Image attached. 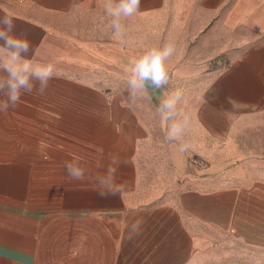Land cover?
<instances>
[{"label":"crops","instance_id":"crops-1","mask_svg":"<svg viewBox=\"0 0 264 264\" xmlns=\"http://www.w3.org/2000/svg\"><path fill=\"white\" fill-rule=\"evenodd\" d=\"M5 14L54 76L44 95L0 112V264H264V144H240L233 158L215 149L264 123V0H141L122 37L102 0H0ZM166 42L169 84L148 85L150 108L131 101L130 59ZM175 89L190 123L166 145L171 193L138 205L142 149ZM229 96L246 106L229 113ZM110 154L127 161L124 190L102 199ZM65 161L85 180H70Z\"/></svg>","mask_w":264,"mask_h":264},{"label":"clouds","instance_id":"clouds-1","mask_svg":"<svg viewBox=\"0 0 264 264\" xmlns=\"http://www.w3.org/2000/svg\"><path fill=\"white\" fill-rule=\"evenodd\" d=\"M103 8L108 17L111 18V27L117 36L122 37L125 27L122 21L132 17L140 11L141 0H102ZM16 25L13 17L8 14L0 16V112H7L15 108L25 94L44 95L50 81L54 76V66L51 63H38L31 57L35 49L25 35H17L14 31ZM176 51L175 44L166 42L163 46H153L143 51L140 55L133 57L128 65V89L130 100L135 102L138 97L148 98V85L156 89L168 85L170 75L168 61ZM183 92L175 89L167 92L161 100L157 111L160 114L161 126L165 130V139L169 142H178L189 126L190 118L178 111V104L182 100ZM218 99L213 96L212 100ZM230 106L229 113L242 110L246 105L244 102L229 96L225 98ZM189 145L178 143L177 151L184 153ZM110 163L105 174L96 177L94 190L102 198L120 196L124 185L118 184V172L122 161L116 155H109ZM63 167L67 176L73 181H84L86 169L79 163L65 161ZM143 221L135 219L128 224V238L131 239L139 234Z\"/></svg>","mask_w":264,"mask_h":264},{"label":"rangeland","instance_id":"rangeland-1","mask_svg":"<svg viewBox=\"0 0 264 264\" xmlns=\"http://www.w3.org/2000/svg\"><path fill=\"white\" fill-rule=\"evenodd\" d=\"M224 61L217 64H223ZM148 95V93H147ZM139 99L144 102L145 98L140 96ZM149 102L148 107H152V99L146 98ZM152 112V109H151ZM254 131L251 125H243L241 130L233 133V140L219 145L218 151L229 153V158H233L234 152L240 147V144L248 146L249 144H264V123L257 126ZM256 135V136H255ZM167 140L165 139V130H155V138L144 143L143 155L140 157L142 166V176L140 186L137 190L138 205L155 204L168 197L171 191L168 188L171 177V164L166 155ZM216 151V150H215ZM216 156V154H214ZM225 155V157H228ZM198 159L200 157H193ZM192 158V160H193ZM201 159V158H200ZM195 160V161H196ZM203 162H207L206 158H202ZM173 193V192H172Z\"/></svg>","mask_w":264,"mask_h":264}]
</instances>
